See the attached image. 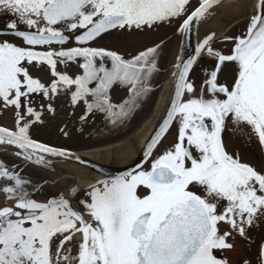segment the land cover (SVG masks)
<instances>
[{
    "label": "snow or ice",
    "instance_id": "obj_1",
    "mask_svg": "<svg viewBox=\"0 0 264 264\" xmlns=\"http://www.w3.org/2000/svg\"><path fill=\"white\" fill-rule=\"evenodd\" d=\"M219 3L199 0L189 13L191 0H0V14L13 17L0 36L23 45L0 40V105L15 115V130L0 127V145L12 146L16 155L38 165L46 163L45 155L83 163L65 149L31 138L32 125L43 123V105L37 111L31 95H42L55 114L51 101L68 94L73 108L83 100L89 114L95 109L116 123L150 91L147 82L157 70L161 45L125 59L91 43L113 30L143 31L181 17L178 31L187 35ZM214 36L197 45V56L206 51L217 59L199 91L189 79L194 59L175 65L174 93L146 145L145 162L177 126L174 144L156 155L148 169L91 185L78 202L82 211L73 210L63 194L36 201L26 187L30 181L0 162L3 192L15 202L0 208V264H227L217 251L232 249L229 237L247 238V229L264 217V170L230 154L223 140L228 130L249 140L255 136L264 147V0L242 36L225 38L234 40L229 55L211 48ZM73 38L76 46L64 48ZM226 62L234 68L230 85L218 80ZM58 63H76L82 74L58 72ZM29 66L48 71L51 82L42 83ZM116 83L130 92L119 106L109 98ZM221 222L228 226L223 232ZM259 258L264 264V244Z\"/></svg>",
    "mask_w": 264,
    "mask_h": 264
},
{
    "label": "rangeland",
    "instance_id": "obj_2",
    "mask_svg": "<svg viewBox=\"0 0 264 264\" xmlns=\"http://www.w3.org/2000/svg\"><path fill=\"white\" fill-rule=\"evenodd\" d=\"M198 4L199 0H193L189 7V13L195 8V6L197 7ZM184 18L185 17H181V21ZM248 21H250V19L245 21L243 25L245 26L246 22ZM218 29L219 28L216 27L215 31H217ZM241 30L243 29H240V31ZM231 31H233V28H231L228 32L232 37L239 36L235 35L234 32L232 34ZM219 37L215 36L211 40L210 44H217L215 46H212L211 48L215 51H221V53H223V49L227 45V42L222 43L221 38ZM222 37L224 38L225 36ZM219 43L222 44L220 45ZM153 44V39H150V42H148V46H152ZM173 44L174 43L172 42V45ZM178 50L179 45H177V43L174 44L171 50H165V48H163L162 50H157L156 61H159V65L157 66V70L153 72L155 77L151 80H148L147 82L150 90L153 89L152 98L150 97V100L148 99V97H144L142 100L138 99L136 101V105L138 102L139 108H137V106L136 109H132L127 117L118 119L117 122L113 123L111 127H107L110 123L106 124L109 117L106 113L99 111L94 112L93 110V112L89 114L87 112V106L81 104L75 110H72L74 112L71 113L66 112L58 116L43 114V123L33 124L30 128L31 138L52 147H60L76 152H87L91 150L102 149L105 148L104 146L107 147L109 145L120 143L123 140L129 139L134 135V133H136L137 130L142 128L143 124L152 115L162 93V89L173 73L174 62L176 60ZM205 55H208L206 51L201 53V56L204 57ZM29 70L34 77L38 75L41 77L46 76V74H44L43 72H41V74L35 73L33 68H30ZM42 81L46 80L42 79ZM154 87L157 88L155 91ZM34 96L35 94L31 95V98ZM129 96L130 93H128L126 89L121 85H113L111 91H109V98L114 105L122 104V102L128 99ZM32 106L36 109L34 105ZM145 113L148 114L145 119L142 120L138 118V122L136 121L137 123H134L135 121L131 118L132 115L137 114L139 116L142 114L145 115ZM81 116H86L87 118L82 121ZM122 123H124V126L126 127H121ZM0 126H3L10 130H15V115L13 109H5L2 105H0ZM61 129H63V131H61ZM65 133H67V135H65ZM177 134L178 129L177 127H175L170 131L169 135L163 141V143L159 145L156 152L154 153L153 159L156 155L162 154L163 151L167 150L174 144L177 138ZM254 138V145L256 146L257 152L255 159L252 158L254 155L249 151L251 148H249L248 142L251 141H247L249 140L247 136L228 131L224 138V143L227 146V151L230 154H238L241 162L247 163L250 166H253L255 169L262 170L264 163V147L259 144L256 137ZM83 148L84 150L80 151ZM9 155L10 154H8V152L0 151V162H2L3 165H5L9 170L13 169V171L19 174L22 178L30 181V184L26 185L30 192L43 189L44 198H49L50 196L52 197L58 195L59 193L67 192L69 186L60 183L59 180L55 179L54 177H52V175L49 174L50 172L29 164L22 159L20 160L16 156L12 157V155ZM9 162H15L17 166H13ZM149 167L150 166L146 167L145 169H148ZM0 181H2L0 183V208H3L5 206L12 207L15 202L6 198V195L3 192L5 181ZM9 186H11V182H9ZM32 198H37V195L36 197H34L33 195ZM262 219H264V217Z\"/></svg>",
    "mask_w": 264,
    "mask_h": 264
},
{
    "label": "flooded vegetation",
    "instance_id": "obj_3",
    "mask_svg": "<svg viewBox=\"0 0 264 264\" xmlns=\"http://www.w3.org/2000/svg\"><path fill=\"white\" fill-rule=\"evenodd\" d=\"M192 1L193 0H191V3ZM11 19H13V17H11L8 14H0V30L4 29L6 24ZM249 22L250 21L246 22L245 26L242 25L240 27L233 29V31H231L232 34L234 32L235 35L242 36L246 32ZM181 23H182L181 18H179L177 20H174L171 24H161L151 29L145 28L143 31L136 30V29L113 30L111 33L105 34L102 38H99L93 41L90 46L95 47V48H103L109 51H115L121 56H123L125 59H130L131 57L138 55L141 51H144L150 47H155L156 45H161V47L159 48L161 50L163 48H165V50H169V49L171 50L175 43H177V45L180 46L182 34L178 31V28ZM240 29H243V30L240 31ZM21 30H24L23 26H21ZM229 34L230 33H228L224 38H221L222 43L227 42V45L224 47L223 53H222L224 55H229L231 53L232 48L234 47V40L225 39L226 37H232ZM66 35L72 36L71 33H66ZM149 38L153 39L154 41V44L152 46H148V42H150ZM155 39H157L158 41ZM0 40H9L13 43L23 46L21 41L15 40L12 36H0ZM172 42L174 43L173 45H172ZM222 43H219V44L221 45ZM215 45L217 44H213V45L210 44L211 47ZM73 46H76L74 43V38L70 39L69 42L65 44L63 47L68 48V47H73ZM52 47L57 50H59L60 48V46L58 45H53ZM216 64H217V59L214 55L212 56L205 55L204 57L200 56L199 60L197 61L195 67L193 68L189 76V79L195 82L197 91H199V88L202 82L207 78L205 75V72L213 70ZM158 65H159V61L157 62V66ZM30 68H33L35 73L41 74V72H43L44 74H46V76H42V77L39 75L35 76L36 78H39L42 83L44 82L47 85L51 82L52 77L50 76V73L48 71H41L39 68L33 67V66H29V69ZM57 71L67 73L69 75L82 74V70L78 67V64L76 63H69L67 65L58 63ZM233 76H234L233 65L229 62H226L225 65L222 66L221 68V71L218 76V80L220 83L226 82L230 85L233 81ZM154 77L155 76L152 74L149 80L153 79ZM42 79H45L46 81H42ZM114 85H121V84L116 83ZM121 86H123L126 89V91L130 93L129 86H126V85H121ZM109 91H111V89ZM86 99L88 103H93V104L95 103L94 97H87ZM185 99H187V96H185ZM31 100L33 102L32 105H34L36 109H38L37 111H41V105H43V114H51L52 116H58L66 112L71 113V112H74L72 110H75L79 105L81 104L86 105L85 102L82 100L79 102L78 105L75 106V108H73V106L70 103V95L60 93L56 95L54 99L51 101L52 107L55 109V114H53L47 110L49 101L46 100L42 95L35 94V96L31 98ZM110 103L113 104L111 100H110ZM96 111L97 110L94 109V112ZM114 111H116V109ZM175 127L177 126H173L171 130ZM227 132L228 130H226L223 133L224 138ZM169 133L167 134V136L169 135ZM167 136L164 138V140L167 138ZM254 137L255 136H252V139L247 140V141H251L248 143H249V148H251L249 151L254 155L252 157L253 159H255V156L257 154L256 146L254 145L255 143ZM163 141L160 143V145L163 143ZM226 150H227V146H226ZM153 157H154V154L151 156L150 160L144 166V168L150 166V163ZM256 170L260 171L261 169H256ZM262 170H264V163H263ZM89 188H83L79 190L78 192L74 194V196H70L69 194V191L71 188L67 189V192H62V193H59L58 195H55L52 197L50 196L49 198L43 197L44 196L43 189L32 191V193H34L33 194L34 197H36L37 195V198H33V199H35L38 202H42V203H46L49 199H52V198H58L61 194H63V196L66 199H70V204L73 210L82 211V206L78 202L82 198H85L86 190H88ZM85 218L87 219V217ZM262 218L263 217H261L260 220L258 221V225L254 224L252 227L247 229V238L241 237L238 233H233V236L229 237V242L233 243L234 247L230 250H227V249L218 250L216 253L217 257L219 259L226 260L227 264H244L245 261H248L249 264H261V261L259 258L260 250H261V245L264 244V219ZM227 227H228L227 225L221 222V225H220L221 232H223ZM78 236L79 235H77L74 238L75 241L77 242H78L77 240Z\"/></svg>",
    "mask_w": 264,
    "mask_h": 264
},
{
    "label": "bare ground",
    "instance_id": "obj_4",
    "mask_svg": "<svg viewBox=\"0 0 264 264\" xmlns=\"http://www.w3.org/2000/svg\"><path fill=\"white\" fill-rule=\"evenodd\" d=\"M257 5L258 0L224 1L221 5L212 10L208 19L205 21L201 31L200 43L207 35L215 33V36L223 38L222 36H226L231 28L235 29L242 26L245 21L249 20L256 14ZM216 27L219 28L217 31H215ZM171 87L172 75L163 87L162 93L152 115L143 124L142 128L137 130L132 137L127 140H123L120 143L109 145L107 147L104 146L105 148L102 149L87 151L83 154L92 159L109 163H124L134 160L139 155L160 118L164 114L169 101ZM0 151H3V148H0ZM73 172L74 173L72 175L66 176L51 172L49 174L59 180V182L63 185L69 186L68 189L74 184H78L81 188H89L99 178L96 174L84 170L74 169ZM77 240H80V236L77 237Z\"/></svg>",
    "mask_w": 264,
    "mask_h": 264
},
{
    "label": "water",
    "instance_id": "obj_5",
    "mask_svg": "<svg viewBox=\"0 0 264 264\" xmlns=\"http://www.w3.org/2000/svg\"><path fill=\"white\" fill-rule=\"evenodd\" d=\"M224 1H226V0H220L219 4L215 5L212 9L209 10V14L212 12V10H214L216 7L221 5ZM258 3H259V0H258ZM209 14L206 15V18L202 19L198 23H195L192 26L191 31L187 35L182 34L179 50H178L176 60L174 63V67H173V74L176 71L175 65L177 63H179V62H185L186 63L190 58H192V59H194L195 62H194V65L190 71V74H191V72H192V70L196 64V61L198 60V57H199V56H197L196 49H197V45L201 41L202 27H203L205 21L208 19ZM173 74H172V87H171V92H170L169 101H168L166 110H165L164 114L162 115V117L160 118V120H159L158 124L156 125L155 129L153 130L152 134L150 135L149 139L145 143L144 147L140 151L139 155L134 160L124 162V163H112V162L109 163V162H103V161L92 159V158L84 155L83 154L84 152H74V151L67 150V151L71 152L74 157H80L81 160L83 161V163H81L80 161H77L75 159H67V158H62V157L45 155L46 163L43 165H38L36 163L26 161L22 156L16 155L15 152L18 150L14 149L12 146L0 145V148H3V152H8V154H10L12 156H16L17 158L19 157V159H22L29 164H32V165L37 166L41 169H44L47 172H51L54 174H60V175L66 176V175H72L74 173L73 172L74 169L84 170L87 172L94 173L99 177L95 183H97L100 180H111V179H114L116 177L123 176L129 172H132V171L137 170L141 167H144L151 158V157L148 158V161L145 162L144 152L146 149V145L148 144V142L152 138L153 134L155 133V131L157 130L159 125L161 124L162 120L165 118L167 110L169 108V103H170V100H171L173 93H174V85H175V79H176ZM0 127H3V126H0ZM170 129H169V131H170ZM166 135L163 137V139L166 137ZM162 140L160 141V143L162 142ZM158 145H157V147H158ZM58 149H61V148H58ZM73 189H78V191H79L83 188H81L78 184H74L71 187L69 194L72 192ZM78 191H76V192H78ZM71 196H74V195H71Z\"/></svg>",
    "mask_w": 264,
    "mask_h": 264
},
{
    "label": "trees",
    "instance_id": "obj_6",
    "mask_svg": "<svg viewBox=\"0 0 264 264\" xmlns=\"http://www.w3.org/2000/svg\"><path fill=\"white\" fill-rule=\"evenodd\" d=\"M153 75H154V74H153ZM154 76H155V75H154ZM156 89H157V88L154 87V91H155ZM152 90H153V89H151L150 91H148L147 93H145L143 96L139 97L138 99H141V100H142L144 97H148V99H149L150 97L152 98V95H153V91H152ZM156 92H157V91H156ZM126 100H127V99H126ZM149 100H150V99H149ZM124 101H125V100H124ZM122 103H123V102H122ZM147 103H148V102H147ZM119 105H121V104H119ZM119 105H117V106H119ZM137 106H138V107H137ZM136 107L139 108V103H138V102H137ZM136 107H134L133 109H136ZM141 108H142V107H141ZM116 111H119V109L117 108ZM132 113H133V112H132ZM147 115H148L147 113H145V115L142 114V115H139V116H138L137 114H135V115H132L131 118L135 121L134 123H137V122H138V121H137L138 118H140V119L143 120V119H145V118L147 117ZM142 120H141V121H142ZM136 121H137V122H136ZM141 121H140V122H141ZM130 122H131V120H130ZM107 123H110L107 127H111V126H112L113 122L111 121V117H108L106 124H107ZM124 125H125V124L122 123V124H121V127H123ZM116 127H117V126H116ZM124 127H126V126H124ZM118 129H119V128H118ZM134 130H135V129H134ZM131 133H133V132H131ZM83 150H84V148L81 149L80 151H83ZM10 162H11V161H10ZM10 162H9V163H10ZM10 164H12L13 166H17V164H16L15 162H14V163L12 162V163H10ZM10 170L13 171V169H10Z\"/></svg>",
    "mask_w": 264,
    "mask_h": 264
}]
</instances>
